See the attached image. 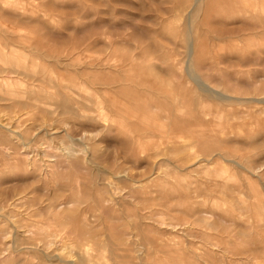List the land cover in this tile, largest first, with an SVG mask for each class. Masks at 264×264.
<instances>
[{
	"label": "rangeland",
	"instance_id": "1",
	"mask_svg": "<svg viewBox=\"0 0 264 264\" xmlns=\"http://www.w3.org/2000/svg\"><path fill=\"white\" fill-rule=\"evenodd\" d=\"M199 82L264 99V0H0V264H264V106Z\"/></svg>",
	"mask_w": 264,
	"mask_h": 264
},
{
	"label": "bare ground",
	"instance_id": "2",
	"mask_svg": "<svg viewBox=\"0 0 264 264\" xmlns=\"http://www.w3.org/2000/svg\"><path fill=\"white\" fill-rule=\"evenodd\" d=\"M204 0H196V4H200V3H202ZM195 6V5H194ZM193 7V6H192ZM195 9V8H194ZM188 20V19H187ZM190 31V30H189ZM191 46V48H190V55H192V52H193V46H192V44L190 45ZM196 56V55H195ZM187 69V68H186ZM187 72V71H186ZM28 73V72H27ZM195 79V78H194ZM46 81V80H45ZM51 82V81H50ZM194 83H197V81L195 82V80H194ZM51 84V83H50ZM199 84V86H198V90L200 89L201 90V92L202 93H204L205 95H209V96H211V97H213L216 101H218V102H227V103H229V105L230 106H232L233 107V105H241V106H246V105H252V106H254V104L255 105H263L264 106V99H262V98H254V99H245V98H241V97H234V96H231V95H229L227 92H225V93H222V92H220V91H218V90H216V89H214V88H211L208 84H205V83H201V82H199L198 83ZM196 85V84H195ZM203 87V88H202ZM107 95V94H106ZM21 96V95H20ZM26 96V95H25ZM23 98H25V97H23ZM6 99V98H5ZM21 99V98H20ZM22 100V99H21ZM18 101H20L19 99H18ZM22 101H25V100H22ZM28 101H31V100H28ZM27 101V102H28ZM45 100H43V102H44ZM39 102V101H38ZM40 102H42V101H40ZM26 104V103H25ZM35 104V103H34ZM38 104V103H37ZM36 104V105H37ZM19 105V104H18ZM39 105V104H38ZM41 105V104H40ZM46 105V104H45ZM63 105V104H62ZM61 105V106H62ZM43 106V105H42ZM65 106V105H64ZM64 106H63V108H64ZM87 106V105H86ZM90 106H91V104H90ZM16 107V106H15ZM41 107V106H40ZM46 107H47V109H49L48 107L49 106H47L46 105ZM89 107V106H88ZM17 108V107H16ZM43 108V107H42ZM52 108H53V106H52ZM46 109V108H45ZM44 109V110H45ZM51 109V108H50ZM54 109V108H53ZM67 109V108H66ZM231 109V108H230ZM27 111H28V108L26 109ZM55 110V109H54ZM232 110V109H231ZM14 111H17V110H14ZM22 111V110H21ZM52 111V110H51ZM65 111H67V110H65ZM233 111V110H232ZM18 112V111H17ZM54 112V111H53ZM58 112V111H57ZM23 113H25V111L23 112ZM22 113V114H23ZM79 113V112H78ZM16 114V113H15ZM25 114H27V113H25ZM75 114H77V113H75ZM9 115V114H8ZM55 115H57V113H56V111H55ZM77 115H79V114H77ZM76 115V116H77ZM14 116V115H13ZM19 116V117H18ZM47 116V115H46ZM51 116V115H50ZM23 117H24V115H23ZM26 117V116H25ZM51 117H54V115L53 116H51ZM51 117H48V118H51ZM82 117V116H81ZM44 118H47V117H45V115H44ZM55 118V117H54ZM59 118V117H58ZM57 118V119H58ZM17 120V121H19L18 123H14V121L15 120ZM9 118L8 120L10 121V124L11 125H16V128L17 129H21V131H19V132H17L18 134V136H19V138H20V140H21V142H20V144L19 145H14V147L12 148V150L14 151V153H16V154H18V152H19V150L21 149V148H25V147H27V146H29V145H31V143H32V139H33V137L31 136L30 137V133H29V131H31V129H34V127L35 126H29L31 129H29V128H27V124H23V123H21V121L23 122V120L24 119H22L21 117H20V115L17 113V115H16V117L15 118ZM235 119V118H234ZM29 120V119H28ZM45 120H47V119H45ZM49 120V119H48ZM59 120H60V118H59ZM31 121V120H30ZM35 121H36V123H37V120L35 119ZM35 121H33V122H29V124L30 123H33V124H35L36 125V123H34ZM51 121H53V120H51ZM58 121V120H57ZM57 121H56V123H57ZM63 121V120H62ZM48 122H50V121H48ZM47 121H46V123L44 124V126L42 127L41 125H40V127H38V124L39 123H37V128H35V129H37V130H47V128L48 127H50L51 128V126H49L47 123H48ZM55 122V121H54ZM58 122H61V121H58ZM9 123V122H8ZM24 123H26V121H24ZM27 123H28V121H27ZM42 123H44V121H42ZM51 123H53V122H51ZM56 123H53V125H54V127L56 126ZM66 123V122H65ZM4 124H5V122H4ZM32 124V125H33ZM59 124H61V123H59ZM158 124V123H157ZM58 126V125H57ZM161 126V125H160ZM25 127V128H24ZM59 127V126H58ZM65 127V126H64ZM57 128V127H56ZM55 128V129H56ZM62 128V127H61ZM4 130H6V129H4ZM37 130H35V131H37ZM51 130V129H50ZM49 130V131H50ZM54 130V129H53ZM59 130V129H58ZM63 131H65V130H63ZM34 132V131H33ZM13 133H15V132H13ZM51 137V136H50ZM67 147H69V146H67ZM86 147V146H85ZM69 148H71V147H69ZM2 150V149H1ZM66 151H68V150H66ZM72 151V150H71ZM20 152H22V151H20ZM36 152V151H35ZM73 152V151H72ZM71 152V153H72ZM12 153V152H11ZM69 153V152H68ZM70 154V153H69ZM90 157V156H89ZM29 161V160H28ZM27 161V162H28ZM229 161V160H228ZM231 162H233V161H231ZM230 162V163H231ZM29 163V164H28ZM27 164L28 165H32L31 164V162L29 161ZM229 163V162H228ZM27 165V166H28ZM240 166V165H239ZM22 167V166H21ZM244 168V167H243ZM255 169H258V168H254V170ZM260 171V170H259ZM115 191V190H114ZM131 213V212H130ZM60 232V231H59ZM49 233V232H48ZM59 234V233H58ZM48 236H50V237H53V236H57V233L56 232H53V233H50V234H48ZM87 236V235H86ZM85 237V236H84ZM49 245V244H48ZM51 245V244H50ZM35 247V246H34ZM93 260V259H92ZM95 261H96V259H95ZM99 263V262H98Z\"/></svg>",
	"mask_w": 264,
	"mask_h": 264
}]
</instances>
